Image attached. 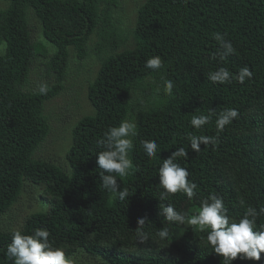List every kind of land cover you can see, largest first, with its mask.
I'll return each instance as SVG.
<instances>
[{"label":"trees","instance_id":"1","mask_svg":"<svg viewBox=\"0 0 264 264\" xmlns=\"http://www.w3.org/2000/svg\"><path fill=\"white\" fill-rule=\"evenodd\" d=\"M6 1L9 7L0 10V217L27 181L43 187L48 207L26 216L19 230L30 235L46 228L50 241L63 247L68 258L84 253L103 264H223L206 243V232L166 222L158 215L159 205L171 203L177 211L195 214L201 200L218 194L236 220L249 206L264 207V0H144L136 10L134 46L102 61L87 86L94 112L72 128L65 154L69 171L35 158L50 131L43 104L62 89L68 48L84 59L85 43L100 22V6L103 17L117 7V0ZM28 9L55 51L33 41ZM216 32L235 49L224 60L212 58L219 47L212 35ZM119 45L115 42L112 51ZM155 56L161 67L146 68ZM38 58L47 59L45 75L55 80L46 84V94H40V87L27 88ZM245 66L252 77L241 84L235 76ZM220 67L233 74L230 82L208 79ZM168 80L174 85L171 94L164 90ZM134 94L139 96L132 101ZM230 108L238 110V117L219 133L216 116L199 130L190 124L193 115ZM128 119L136 123L137 135L129 152L133 168L125 177L116 175L120 189L128 191L121 201L101 186L96 154L102 149L96 142ZM189 133L217 137L218 143L201 144L194 152ZM142 140L157 143L154 158L145 155ZM181 147L187 157L176 162L197 184V195L189 200L178 192L160 200L158 168ZM143 216L151 222L144 226L149 240L139 244L136 221ZM261 224L264 216L257 219V230ZM164 226L170 237L159 241L154 234ZM12 232L0 230V264H11L5 253ZM231 264H264V253L259 261L237 258Z\"/></svg>","mask_w":264,"mask_h":264},{"label":"clouds","instance_id":"2","mask_svg":"<svg viewBox=\"0 0 264 264\" xmlns=\"http://www.w3.org/2000/svg\"><path fill=\"white\" fill-rule=\"evenodd\" d=\"M213 38L218 42V49L212 54V58L226 59L235 52L231 41L219 32L213 33ZM221 49L223 51H221ZM162 65L159 56L148 59L145 67L156 70ZM232 73L226 67H220L210 72L208 79L213 83L225 84L232 79ZM252 72L248 67H243L235 78L239 83L250 79ZM174 85L171 80L164 84L166 93L171 94ZM48 87L42 84L40 94H46ZM238 110L225 109L218 114L209 109L208 113L193 115L190 124L199 130L212 121L216 116L215 126L217 132L222 131L238 117ZM137 125L134 121L124 120L118 126L110 127L104 132L103 137L97 140V146L101 148L96 154V164L102 171L99 173L101 186L113 193L123 201L128 198L127 189H120L116 175L125 177L133 168V162L129 157L133 149L132 137L137 135ZM190 147L194 152L200 151V145L217 144L218 138L213 136H201L189 133L187 136ZM141 146L145 155L154 158L158 151V145L154 140H142ZM178 157H187V151L181 147L172 153L170 157L162 160L158 168L159 185L162 189L160 200L167 199L169 194L183 193L189 200L197 195V184L187 179L189 172L176 162ZM158 215L163 216L166 222L178 225H188L196 228L201 233L206 232L204 239L211 246L213 252L223 257V264H231L237 258L241 260L259 261L264 253V224L257 230V219L264 216V207L249 206L243 215L233 219L228 215L223 198L218 194H210L201 200L198 211L189 214L186 211H177L169 203L167 206L159 205ZM136 237L139 244L149 240V233L144 231L146 224H151L147 216L137 219ZM50 233L46 228H37L29 234L20 230H14L11 234V242L7 245L5 253L11 264H75L72 258L66 257L63 247L54 246L49 239ZM154 237L159 241H166L170 237L169 227L164 226L155 231Z\"/></svg>","mask_w":264,"mask_h":264},{"label":"rangeland","instance_id":"3","mask_svg":"<svg viewBox=\"0 0 264 264\" xmlns=\"http://www.w3.org/2000/svg\"><path fill=\"white\" fill-rule=\"evenodd\" d=\"M104 2L103 0L101 3ZM142 2L144 0H117V7L115 9L106 7L108 13L103 17L100 12L104 7L100 6L101 10L98 16L100 22L95 32L85 43V58L78 59L76 51L68 48L69 59L64 79L61 82L62 89L57 96L43 104V114L48 118L50 131L44 144L36 152L35 158L48 161L64 171H69L65 154L71 145L72 128L83 116L94 112L87 99V86L95 79L102 61L124 48L134 46L132 38V36L134 37V21L136 10ZM8 7L9 2L0 0V10H6ZM31 13L33 12L28 9L26 17L30 30L32 27L33 41L40 42L39 44L47 50L55 51V48L44 40L37 21L32 16L30 18ZM103 21H106L107 24ZM101 30V33L98 32ZM115 42L120 43L119 49L112 51ZM51 54L52 52H50ZM46 61L47 59L43 58L34 61L28 79L27 88L29 90H36L41 84L54 83L53 77L45 75L44 64ZM138 96V94H134L132 101ZM42 190V186L26 181L18 200L5 215L0 217V230H19L22 228L26 216L37 211H46L48 206L41 197ZM72 259L75 264H80V262L82 264H103L99 260L87 257L84 253L74 255Z\"/></svg>","mask_w":264,"mask_h":264}]
</instances>
